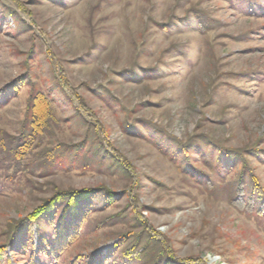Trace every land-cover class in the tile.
<instances>
[{"label":"rangeland","instance_id":"rangeland-1","mask_svg":"<svg viewBox=\"0 0 264 264\" xmlns=\"http://www.w3.org/2000/svg\"><path fill=\"white\" fill-rule=\"evenodd\" d=\"M18 1L24 9L14 0H0V89L32 76L62 121L54 145L73 146L90 137L103 141L107 155L97 164L90 161L98 167L89 168L80 161L89 156L81 153L73 170L62 166L47 173L25 163L22 173H15L19 187L9 182L11 190L0 194V246L9 244L15 222L56 189L104 186L123 197L95 214L91 229L116 214L133 224L140 214L179 258L205 264L214 254L225 264H264V223L199 193L182 174L184 169L207 175V162L214 166L219 158L213 153L217 147L242 149L259 152L261 159L248 161L264 185V1ZM64 81L95 112L102 141L84 124V118L96 121L65 92ZM29 94L28 85L14 97L7 91L9 101L0 108L2 133L19 135ZM192 139L202 148L191 153L193 166L184 159L171 162L158 147ZM204 139L208 145L197 147ZM117 160L129 176L123 169L108 170L120 165ZM223 160L228 165L220 175L233 181L241 168ZM130 228L118 221L92 230L64 261L106 252ZM33 237L37 244L35 228ZM26 258L9 255L10 264H26Z\"/></svg>","mask_w":264,"mask_h":264},{"label":"trees","instance_id":"trees-1","mask_svg":"<svg viewBox=\"0 0 264 264\" xmlns=\"http://www.w3.org/2000/svg\"><path fill=\"white\" fill-rule=\"evenodd\" d=\"M21 9L22 4L14 0ZM231 2L233 0H225ZM243 1V0H242ZM263 2L264 0H259ZM244 2H256L255 0H244ZM13 14L8 12L7 15ZM30 52L29 58L32 57ZM33 77L26 74L22 78L14 81L9 88L0 89V108L9 100L7 91L14 97L18 95L21 87L30 86V94L26 104V110L21 121L19 135L9 136L0 131V194L11 190L9 187L13 184L17 189L21 179L15 176V173H22L21 167L27 163L32 171H56L63 166L65 170H73L74 163L79 160L81 153L89 158L82 159L85 167H98L91 164L90 161H104L103 153L107 155L106 147L102 145L101 136L103 130L97 121L95 112L92 111L84 99L78 96L68 81H64L63 89L71 97L74 96L80 105V110L86 113L87 117L94 123L88 122L84 118L88 129L94 130V135L100 141H94V138H86L83 142L76 145H63L58 143L54 145L57 132L61 128L62 121L57 117L53 103L43 87L36 84ZM37 78V77H35ZM100 92H98L99 94ZM94 139V140H90ZM192 139L189 144L172 142L177 150L172 149V145H162L159 147L163 156L168 157L170 161L176 163L183 159L190 166L191 153H199L202 148H195ZM202 140L197 147H202ZM208 145V142H207ZM108 146V145H107ZM215 152L219 158L207 162L210 172L201 173L196 170H184L182 174L188 177L192 185L198 192L217 200L227 201L239 214L247 218L264 223V185L255 173V170L249 163L252 157L261 159L259 152H246L242 149L231 152L229 148L217 147ZM115 153V152H114ZM231 164L233 169L237 170V175L233 181L226 182L220 172L228 164H222L223 158ZM182 156V158H180ZM102 159H99V158ZM116 157H113L115 160ZM88 160L85 162L84 160ZM223 160V161H224ZM116 161V160H115ZM118 166L109 165L108 170L121 172L125 170V163L117 160ZM124 163V164H123ZM94 168V169H95ZM127 169V168H126ZM11 171L12 174H11ZM3 173V174H1ZM34 173V172H33ZM12 182V184H8ZM123 194L111 191L107 187L84 189H56L53 195L42 202L26 218L15 222L12 236L9 244L0 246V264H10L9 255H27L26 264H204L199 259L179 258L176 253L165 244L164 238L158 232L152 230L147 221L137 214L133 224L128 216L116 214L104 220L101 224L89 226L90 220L95 214L105 211L114 206ZM127 212V210H126ZM118 221H124L130 225L128 233L119 235V240L106 252L94 253L89 256L78 255L70 261H64V255L84 236L92 230H98L102 226L116 224ZM136 227V228H135ZM34 228L38 232L37 244H34ZM132 229H136L132 231Z\"/></svg>","mask_w":264,"mask_h":264},{"label":"built area","instance_id":"built-area-1","mask_svg":"<svg viewBox=\"0 0 264 264\" xmlns=\"http://www.w3.org/2000/svg\"><path fill=\"white\" fill-rule=\"evenodd\" d=\"M204 262L205 264H225L223 261H222V258L221 256H217V255H207L204 259Z\"/></svg>","mask_w":264,"mask_h":264}]
</instances>
